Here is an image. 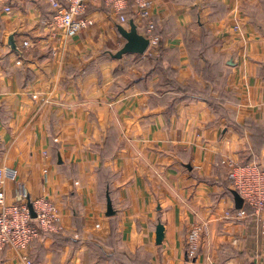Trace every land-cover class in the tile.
<instances>
[{"label":"crops","instance_id":"crops-1","mask_svg":"<svg viewBox=\"0 0 264 264\" xmlns=\"http://www.w3.org/2000/svg\"><path fill=\"white\" fill-rule=\"evenodd\" d=\"M129 10L120 23L90 5L96 26L67 36L50 27V0H0V167L18 172L6 201L22 202L21 184L32 201L56 203L62 224L26 254L33 264H264L263 226L236 208L229 182L234 164L264 168V0H152L159 46L114 59ZM0 264L25 262L7 248Z\"/></svg>","mask_w":264,"mask_h":264},{"label":"built area","instance_id":"built-area-1","mask_svg":"<svg viewBox=\"0 0 264 264\" xmlns=\"http://www.w3.org/2000/svg\"><path fill=\"white\" fill-rule=\"evenodd\" d=\"M54 11L50 27L53 31H64L67 36L82 34L94 28L97 20L88 14L90 5L101 4L119 17L120 23L129 22L126 15L131 10L144 29V36L149 40V48H157L160 38L156 35L153 19L152 0H50ZM5 12L12 14L7 6ZM131 21V20H130ZM36 42L26 41L25 48H32ZM16 170L0 167V252L12 248L19 252L25 264H33L26 254L42 232L59 234L62 230L61 216L56 203L48 198L31 200L36 217L31 216L28 195L21 184L16 185L17 195L22 202L7 203L6 181L17 182ZM229 179L234 189L239 192L244 204L251 208L254 217L264 229V168L257 165H233ZM202 226H192L187 240V256L197 258L201 245Z\"/></svg>","mask_w":264,"mask_h":264},{"label":"water","instance_id":"water-1","mask_svg":"<svg viewBox=\"0 0 264 264\" xmlns=\"http://www.w3.org/2000/svg\"><path fill=\"white\" fill-rule=\"evenodd\" d=\"M118 31L121 34V36L126 40V43L116 54H113L114 59H121L124 55L127 54L143 55L147 52L150 42L144 35L139 33L138 27L135 24L134 20L130 21V30L124 28L123 26H119ZM8 44L12 50L19 51V48L15 40V35L12 34L11 36H9ZM233 195H234L236 208L242 209L244 206L243 198L241 197L239 192L235 190H233ZM28 206L30 208L31 216L35 218L36 213L34 211V207L30 198H28ZM107 210H108L107 216H112L114 214L113 203L110 196H108L107 198ZM161 241H162V226H159L157 230V242L161 243Z\"/></svg>","mask_w":264,"mask_h":264},{"label":"trees","instance_id":"trees-1","mask_svg":"<svg viewBox=\"0 0 264 264\" xmlns=\"http://www.w3.org/2000/svg\"><path fill=\"white\" fill-rule=\"evenodd\" d=\"M129 11H131V10H129ZM132 12V11H131ZM151 62L152 61H148V63H150V65H151ZM168 64V63H167ZM162 66V68L165 70V74H164V81L165 82H168V83H171V84H173L174 86H176V87H180L177 83H176V81H175V79H174V74H173V72H171V70L169 69V67H168V65H165V64H163L162 62L161 63H159V66ZM247 164H251V163H245L244 162V164L243 165H247ZM229 182H231L230 180H229ZM41 235H43V236H55V237H58V234H54V233H46V232H42V234Z\"/></svg>","mask_w":264,"mask_h":264},{"label":"rangeland","instance_id":"rangeland-1","mask_svg":"<svg viewBox=\"0 0 264 264\" xmlns=\"http://www.w3.org/2000/svg\"><path fill=\"white\" fill-rule=\"evenodd\" d=\"M130 16H132V15H130ZM132 17H133V16H132ZM75 35L78 36V35H80V34H74V35H72V36H75ZM123 42H124V40H122V41L120 42L119 46L122 45L121 43H123ZM119 46H118V47H119ZM118 47H116V49H117ZM115 51H116V50H115ZM136 58H139V57L136 56ZM110 59H111V58H110ZM134 62H135V61H132L131 63H127V64L123 65V66H124V70H123L124 72H122V74L127 73V72H125V68H134V67H136L135 64H134ZM143 62H144V61H143ZM147 65H148L147 68H149V67H150V64H149L148 62H147ZM120 66H121V65H118V68H119ZM129 72H130V71H129Z\"/></svg>","mask_w":264,"mask_h":264}]
</instances>
